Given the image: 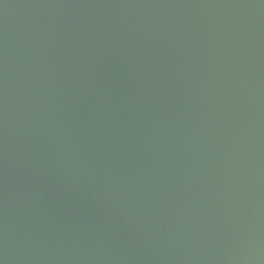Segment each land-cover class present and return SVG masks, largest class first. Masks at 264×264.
Instances as JSON below:
<instances>
[{"label":"water","instance_id":"obj_1","mask_svg":"<svg viewBox=\"0 0 264 264\" xmlns=\"http://www.w3.org/2000/svg\"><path fill=\"white\" fill-rule=\"evenodd\" d=\"M0 264H264V0H0Z\"/></svg>","mask_w":264,"mask_h":264}]
</instances>
